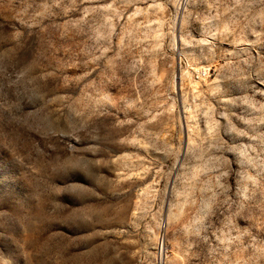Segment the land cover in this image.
Segmentation results:
<instances>
[{
  "label": "rangeland",
  "instance_id": "rangeland-1",
  "mask_svg": "<svg viewBox=\"0 0 264 264\" xmlns=\"http://www.w3.org/2000/svg\"><path fill=\"white\" fill-rule=\"evenodd\" d=\"M0 264H264V0H0Z\"/></svg>",
  "mask_w": 264,
  "mask_h": 264
}]
</instances>
